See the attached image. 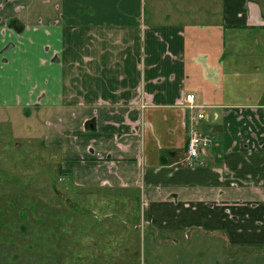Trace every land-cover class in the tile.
Here are the masks:
<instances>
[{
	"label": "crops",
	"instance_id": "0c3cea01",
	"mask_svg": "<svg viewBox=\"0 0 264 264\" xmlns=\"http://www.w3.org/2000/svg\"><path fill=\"white\" fill-rule=\"evenodd\" d=\"M0 26L3 36H32L23 50L0 38V82L15 88L0 115L59 174L70 207L50 210V224L55 212L94 222L81 234L85 251L76 250L79 219L58 223L67 248L51 254L63 260L44 263L143 264V232L151 246L192 232L205 247L264 246V104L240 102L252 97L229 83L243 71L241 39L264 44V0H0ZM36 50L51 63L33 71L26 57ZM190 93L211 147L189 164ZM33 118L34 130L24 128ZM46 209L30 211L40 230ZM129 237L134 250L123 259Z\"/></svg>",
	"mask_w": 264,
	"mask_h": 264
},
{
	"label": "rangeland",
	"instance_id": "374dc122",
	"mask_svg": "<svg viewBox=\"0 0 264 264\" xmlns=\"http://www.w3.org/2000/svg\"><path fill=\"white\" fill-rule=\"evenodd\" d=\"M5 5L7 2L2 1ZM2 27L0 26V38L4 42H13L17 49H29L31 34L29 31H24L18 34L14 29H6L7 36L1 34ZM30 34V35H29ZM248 36V35H247ZM46 38L49 39V36ZM243 46L238 44L236 49L242 59V70L237 72L241 78H231V86L236 87L238 90L244 91L252 97L251 100L242 99L240 102L251 104H264V89L259 87V84H264V44H259L260 39L255 34H250L248 38H242ZM230 41H227V51L230 50ZM49 46V44H48ZM7 45L0 48L2 52ZM15 48L4 51V55L9 57L13 56ZM40 51H31V54L26 57L29 61V67L33 71H38L41 59L48 60L51 63L49 56H40ZM233 56V55H232ZM25 58V57H24ZM228 57L227 60H229ZM2 73L0 72V76ZM7 77L11 75L6 73ZM36 74L33 75L31 80L33 85L36 83ZM242 83V84H241ZM32 85V86H33ZM241 88V89H240ZM244 88V89H242ZM8 91L5 93V91ZM15 93V88L10 86L3 89L0 82V104H6L7 99L11 98V94ZM0 115V262L6 264H26L25 262L34 264H43L44 262H57L63 260L59 253L52 255V251L61 248H67L65 239V229L58 228V223L64 227L68 222H73L75 218L79 219V234L81 243L76 250H84L82 245V232L90 229L89 223L92 219L89 216H69L63 215L62 212L52 215L55 219L51 223L50 210H61L70 207L69 201L58 192L56 187H63V183L58 181L59 174L54 168L53 161L51 162L50 156L44 151L38 150V144L33 142L31 144L24 143L23 141H16L13 136V128L10 122L6 121L7 118ZM36 125L35 118L31 121L24 120V128H32L34 130ZM44 128V122H41ZM37 125V127H41ZM20 131V128L18 129ZM49 177V182L46 178ZM67 186L70 185L67 182ZM56 190V192H55ZM42 192V196H40ZM77 193L76 189L72 190ZM81 192V191H80ZM47 208L43 213V222L41 230L31 222V220H23L19 217V213H25L30 217V211L33 209ZM12 209H15L13 211ZM70 209L68 211V214ZM5 215V216H4ZM35 215V214H34ZM34 215L31 217L34 219ZM30 217V218H31ZM26 226V231L23 230ZM53 236L51 238L50 234ZM191 233V231H189ZM198 232H192V237L187 238L186 233L181 234V239L178 238V244L168 242L162 246H151L148 238L143 235L140 237V246L137 250L139 261L143 264H264V246L257 245H242L233 246L223 241H216L212 247H205L207 242H202L201 238L197 237ZM85 234V233H84ZM97 237L99 232L96 231ZM64 236V237H63ZM128 241L122 242L123 259L127 251L134 250L133 239L128 238ZM109 241V240H107ZM51 250V251H50ZM109 251V248L106 249ZM115 250V249H114ZM50 252V253H49ZM109 257V256H107ZM106 261H109L106 259ZM0 263V264H1ZM50 264V263H44ZM105 264H111L105 263Z\"/></svg>",
	"mask_w": 264,
	"mask_h": 264
},
{
	"label": "built area",
	"instance_id": "2783aa9c",
	"mask_svg": "<svg viewBox=\"0 0 264 264\" xmlns=\"http://www.w3.org/2000/svg\"><path fill=\"white\" fill-rule=\"evenodd\" d=\"M184 107L191 113L190 121L192 126L188 131L189 139L186 150L188 163L190 164L200 159L203 152L211 147V139L198 129L197 123L205 118V114L202 111L204 107L197 104L195 94L190 93L186 96Z\"/></svg>",
	"mask_w": 264,
	"mask_h": 264
},
{
	"label": "flooded vegetation",
	"instance_id": "af4514ba",
	"mask_svg": "<svg viewBox=\"0 0 264 264\" xmlns=\"http://www.w3.org/2000/svg\"><path fill=\"white\" fill-rule=\"evenodd\" d=\"M14 23L12 22V23H10V25H13ZM15 26L17 27V25L15 24ZM21 218L23 219V220H27L29 217H27L26 215H21ZM23 230H24V228H23Z\"/></svg>",
	"mask_w": 264,
	"mask_h": 264
}]
</instances>
